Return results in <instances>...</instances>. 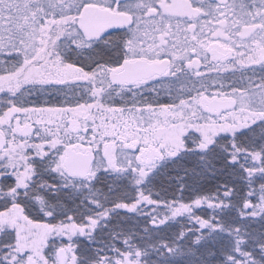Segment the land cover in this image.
<instances>
[{
    "label": "snow or ice",
    "instance_id": "6c2138e0",
    "mask_svg": "<svg viewBox=\"0 0 264 264\" xmlns=\"http://www.w3.org/2000/svg\"><path fill=\"white\" fill-rule=\"evenodd\" d=\"M0 264H264V0H0Z\"/></svg>",
    "mask_w": 264,
    "mask_h": 264
}]
</instances>
